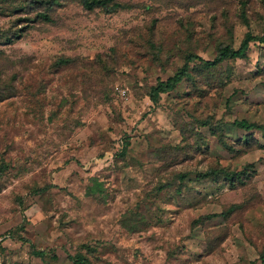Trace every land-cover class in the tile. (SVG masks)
Instances as JSON below:
<instances>
[{
  "label": "rangeland",
  "instance_id": "rangeland-1",
  "mask_svg": "<svg viewBox=\"0 0 264 264\" xmlns=\"http://www.w3.org/2000/svg\"><path fill=\"white\" fill-rule=\"evenodd\" d=\"M54 3L0 0V264H262L264 0Z\"/></svg>",
  "mask_w": 264,
  "mask_h": 264
},
{
  "label": "trees",
  "instance_id": "trees-1",
  "mask_svg": "<svg viewBox=\"0 0 264 264\" xmlns=\"http://www.w3.org/2000/svg\"><path fill=\"white\" fill-rule=\"evenodd\" d=\"M59 1L60 0H55L54 4L59 3ZM114 1L115 0H81L83 6L87 10L103 8V9H106L108 12H112L121 7L119 3H113ZM38 17L41 18L42 20H46L47 22L51 21L48 15L44 13H42ZM241 17L244 18L245 24L248 25V19L244 12L242 13ZM17 35L19 36L18 33H15L12 37L4 35L0 39H1V42L7 43V44H13L14 40L18 38ZM254 40L255 38L250 33H247L239 49H234L225 43L220 44L218 47V55L213 61H205L198 56L188 55L186 57L184 66L180 68L174 74V76L170 77L166 81H159L157 86L151 89L150 97L152 101L156 103L160 95L174 91L184 80H193L194 78L193 71L190 70V65L192 63L199 62V64L197 65L198 66L197 70H196L197 73L201 74L203 72H211L215 70L217 66H219L225 61L245 58L249 50L250 43ZM206 124L207 123H205V125ZM234 126L246 132L253 131V130L264 131L263 126L252 124L245 120L236 121L234 123ZM242 141L246 143V145H249L250 144L249 135H246ZM129 147H130V142L128 141L124 144V147H123L124 149L121 155L123 158L126 156V153ZM201 176L203 178L211 177L213 180L222 179L226 182H230L232 185L234 184L235 179L238 181H242V177L240 176V174L231 173L230 171H227L224 168L211 169L207 171L206 173H203ZM184 179H185V176H182V180ZM89 191H90V195L94 194V191L92 189H89ZM83 248H87V246H83ZM90 251L91 250H89V252ZM33 254L41 256V257L45 255L43 251H36V250L33 252ZM53 259H56V257L53 256ZM72 259L75 264H90L89 259L80 253L77 254ZM261 259H262V264H264V251L262 253Z\"/></svg>",
  "mask_w": 264,
  "mask_h": 264
}]
</instances>
